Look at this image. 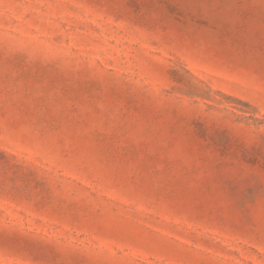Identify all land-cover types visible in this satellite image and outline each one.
<instances>
[{
	"label": "rangeland",
	"instance_id": "obj_1",
	"mask_svg": "<svg viewBox=\"0 0 264 264\" xmlns=\"http://www.w3.org/2000/svg\"><path fill=\"white\" fill-rule=\"evenodd\" d=\"M0 264H264V0H0Z\"/></svg>",
	"mask_w": 264,
	"mask_h": 264
}]
</instances>
